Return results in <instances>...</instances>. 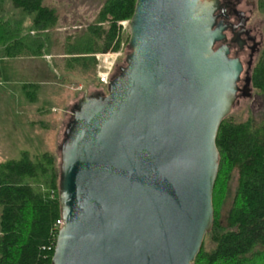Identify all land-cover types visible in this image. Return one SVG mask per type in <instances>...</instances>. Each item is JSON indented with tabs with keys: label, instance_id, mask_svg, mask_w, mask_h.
<instances>
[{
	"label": "water",
	"instance_id": "95a60500",
	"mask_svg": "<svg viewBox=\"0 0 264 264\" xmlns=\"http://www.w3.org/2000/svg\"><path fill=\"white\" fill-rule=\"evenodd\" d=\"M218 0H136L129 51L72 105L50 264H193L213 221L215 138L237 99Z\"/></svg>",
	"mask_w": 264,
	"mask_h": 264
},
{
	"label": "trees",
	"instance_id": "16d2710c",
	"mask_svg": "<svg viewBox=\"0 0 264 264\" xmlns=\"http://www.w3.org/2000/svg\"><path fill=\"white\" fill-rule=\"evenodd\" d=\"M135 1L104 0L92 23L66 36L67 78H84L86 86L96 78L92 53L118 47L117 21L131 17ZM256 4L264 20V0ZM21 15L30 17L32 32ZM57 21L56 9L43 0H0V46L9 56L39 55L46 49L44 30ZM262 33L251 86L264 94V23ZM23 88L30 101L38 99V83H24ZM105 88L104 84L97 91ZM215 143L219 160L212 190L213 221L193 264H264V111L259 118L244 119L228 113ZM58 181L59 152L44 149L33 158L23 151L16 159L0 161V264L51 263L55 224L61 217Z\"/></svg>",
	"mask_w": 264,
	"mask_h": 264
},
{
	"label": "rangeland",
	"instance_id": "374dc122",
	"mask_svg": "<svg viewBox=\"0 0 264 264\" xmlns=\"http://www.w3.org/2000/svg\"><path fill=\"white\" fill-rule=\"evenodd\" d=\"M103 1L104 0H43V4L52 6L56 9L58 21L54 27L46 29V49L43 50L39 56L33 59V62L36 65H42V67H44L45 74L43 77L44 79L42 80L48 82L47 85H44L48 87H43V89L39 92V96L41 98L37 105H39V107L40 105H45V98H48L47 100L50 103L48 107L49 112L52 111L50 107H54L52 111L54 114H50L46 118L33 116L32 119L39 121L40 119H46L53 122L54 130L51 129L47 133L38 125V128H40V141H43L44 143L47 139L48 140L46 141V147L42 142H39L34 152H30L31 157L33 158L36 153H40L44 149L59 152L58 146L63 137V131L66 123L71 117L72 105L82 96L81 81L76 78L70 79L65 76L66 72L63 68L64 57L66 56L64 53L65 39L67 35H75V33L82 32L89 23H92ZM255 5H257L256 0H240L239 3V7L245 9L246 13L250 14L249 24L256 26L259 31H263V16L259 10L255 8ZM249 8L252 9L251 12L249 11ZM127 35H129L128 30L123 34V38L125 39ZM128 51L129 49L125 46L122 51L123 55L118 58L114 70H117L118 66L124 63V57ZM46 60L52 64L54 70L49 64H42ZM27 62L28 58L13 59L3 58V56H0V83L4 77L13 78V80L15 79L17 82L32 79L35 80L36 76H34V74L37 72L34 71L32 66L27 65ZM102 85L104 84L99 83L97 78L87 84L88 89L92 92L97 91ZM24 102H27V100L25 99ZM25 110L33 111L34 113L36 107H24V111ZM263 111L264 94L257 92V90L253 87L251 90V96H238L230 110L233 115H236L240 119H244L250 115L255 118H259ZM39 114L41 113L39 112ZM25 122L26 119L24 117V123ZM2 126L3 119L0 112V127ZM13 154L14 153H9V155H0V161Z\"/></svg>",
	"mask_w": 264,
	"mask_h": 264
},
{
	"label": "crops",
	"instance_id": "0c3cea01",
	"mask_svg": "<svg viewBox=\"0 0 264 264\" xmlns=\"http://www.w3.org/2000/svg\"><path fill=\"white\" fill-rule=\"evenodd\" d=\"M21 18H22V22L27 28V31L32 32L30 17L28 15L25 16L21 15ZM45 31L46 29L44 30V32ZM39 55L30 54L29 56H27L23 54H17L15 56H9L4 53L3 47L0 46V56H3V58H13V59L28 58L27 65L32 66L34 71L37 72L34 74V76H36L35 80L32 79V80L17 82V80L15 79L13 80V78L4 77V79L0 83V107H1L0 112L3 119V126L0 127V155H9V153H14L13 155L7 156V158L3 160L10 158L16 159L21 156L23 151H26L31 156L30 152L32 151L34 152L35 148L38 146V143L39 142L43 143V141H40L39 139L40 128H38V125L42 127L43 131H46L47 133L51 129L54 130L53 122H50L46 119H40L42 123H45V124H40L39 120L32 119L33 116H40L42 118H46L48 115L54 114V112H52L54 109L53 106H52L53 108L50 107L52 111L49 112L48 107L50 103L47 100L48 98L47 99L45 98L46 106L40 105L39 107V105H37V103L41 98L39 96L40 90L43 89V87L46 88L48 87V86H44L47 85L48 82L42 80L44 79L43 77L45 74L44 67H42V65L41 66L36 65L33 62V59ZM42 64H49L54 70V67L49 61L46 60ZM24 83L39 84V90L37 92L38 99L35 102L30 101L26 97L23 88ZM24 97L27 100V102H24L25 101ZM30 106L36 107L34 113L33 111H28V110L24 111V107H30ZM39 112L41 114H39ZM24 117L26 119L25 123H24ZM46 141L43 143L44 146L46 145Z\"/></svg>",
	"mask_w": 264,
	"mask_h": 264
},
{
	"label": "flooded vegetation",
	"instance_id": "af4514ba",
	"mask_svg": "<svg viewBox=\"0 0 264 264\" xmlns=\"http://www.w3.org/2000/svg\"><path fill=\"white\" fill-rule=\"evenodd\" d=\"M216 10V26L223 25L224 38L215 43V47L227 45L228 55L237 57L242 62V70L238 80L240 95L251 96V70L263 44V33L256 26L249 24L250 14L239 7L240 0H218ZM257 9V5H255ZM251 12L252 9L249 8ZM74 104V103H73Z\"/></svg>",
	"mask_w": 264,
	"mask_h": 264
},
{
	"label": "built area",
	"instance_id": "2783aa9c",
	"mask_svg": "<svg viewBox=\"0 0 264 264\" xmlns=\"http://www.w3.org/2000/svg\"><path fill=\"white\" fill-rule=\"evenodd\" d=\"M118 28H119V45L117 48H113L112 46L107 48L106 50L94 52L93 55L96 58V75L97 80L101 84H107L109 80L111 79L114 68L116 65V62L120 56L123 55V49L126 46V41L129 37L124 39L123 34L125 31H129V18H123L119 19L117 21ZM63 223V220L61 217H59L56 220V227L59 228L61 224Z\"/></svg>",
	"mask_w": 264,
	"mask_h": 264
}]
</instances>
